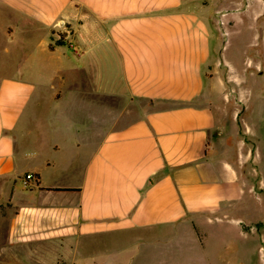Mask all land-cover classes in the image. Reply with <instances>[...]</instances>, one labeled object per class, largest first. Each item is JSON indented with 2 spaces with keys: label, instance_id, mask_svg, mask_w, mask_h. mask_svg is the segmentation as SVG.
<instances>
[{
  "label": "crops",
  "instance_id": "0c3cea01",
  "mask_svg": "<svg viewBox=\"0 0 264 264\" xmlns=\"http://www.w3.org/2000/svg\"><path fill=\"white\" fill-rule=\"evenodd\" d=\"M0 42L36 46L0 72L9 247L101 264L224 222L264 254V0H0Z\"/></svg>",
  "mask_w": 264,
  "mask_h": 264
},
{
  "label": "rangeland",
  "instance_id": "374dc122",
  "mask_svg": "<svg viewBox=\"0 0 264 264\" xmlns=\"http://www.w3.org/2000/svg\"><path fill=\"white\" fill-rule=\"evenodd\" d=\"M26 35L27 38L35 37L33 34ZM35 47L15 45L6 53L0 42V72L11 71L18 61H23L29 53H33L32 48ZM49 105L42 104V119L39 122H61L59 116L53 115L50 120L46 117L53 109ZM262 125L264 130V124ZM261 133L264 142V132ZM253 158L251 153L247 165L252 172L259 174L258 165ZM9 213L10 210L4 205L0 206V264H36L33 258L27 256L28 249L8 246L6 232ZM239 232L240 227L214 222L203 227L170 229L167 240L158 238L154 240L157 242L154 244L125 236H105L101 243L91 245L88 250H92V254L101 259V264H247V260L248 264H264V254L257 253L256 243L248 244V252L241 249L243 245L241 246ZM139 235L143 234H136L137 237ZM246 255H251L252 258L247 259ZM58 264H65L63 257L58 259Z\"/></svg>",
  "mask_w": 264,
  "mask_h": 264
},
{
  "label": "built area",
  "instance_id": "2783aa9c",
  "mask_svg": "<svg viewBox=\"0 0 264 264\" xmlns=\"http://www.w3.org/2000/svg\"><path fill=\"white\" fill-rule=\"evenodd\" d=\"M34 175L33 173L29 172L24 176V182L26 185H28L29 180L33 179Z\"/></svg>",
  "mask_w": 264,
  "mask_h": 264
}]
</instances>
